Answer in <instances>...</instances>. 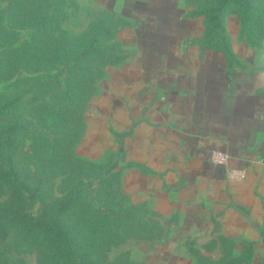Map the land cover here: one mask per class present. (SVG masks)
<instances>
[{"label":"rangeland","instance_id":"obj_1","mask_svg":"<svg viewBox=\"0 0 264 264\" xmlns=\"http://www.w3.org/2000/svg\"><path fill=\"white\" fill-rule=\"evenodd\" d=\"M217 1L0 0V41L8 42L0 46V99L16 100L0 115V127L18 125L11 145L0 144V203L21 191L14 207L36 213L41 204L27 198L30 189L53 197L77 190L84 201L59 218L75 233L74 261L84 252L94 259L86 264L264 258L263 228L239 219L230 195L221 196L227 198L221 209L201 210L199 203L176 210L170 177L162 176L159 192L147 164V151L157 148L156 125L169 120L171 104L180 109L170 87L181 74H226L242 90L264 84V0L248 9L228 2L220 11ZM16 14L24 20L9 23ZM31 40L39 47L29 59L9 54ZM83 47L89 48L82 56ZM189 82L196 86L194 78ZM257 95L253 109L264 107V87ZM262 121L243 120L236 135L252 134L257 149L264 148ZM229 201L236 215L226 210ZM87 203L100 212L90 221L77 208ZM22 234L0 235V264H51L54 243L49 248L48 240Z\"/></svg>","mask_w":264,"mask_h":264},{"label":"crops","instance_id":"obj_2","mask_svg":"<svg viewBox=\"0 0 264 264\" xmlns=\"http://www.w3.org/2000/svg\"><path fill=\"white\" fill-rule=\"evenodd\" d=\"M190 78L195 79L196 86L190 85ZM177 82L170 87V94L181 97L180 109L170 105L169 120L156 125L159 127L155 136L157 148L148 150L146 154L147 164L152 171L150 178L152 182L160 183L156 190L160 192L162 176L168 175L171 204L176 206V210L186 212L197 208L195 204L199 203L201 210L213 207L221 209L220 206L227 199L221 196L230 195L235 210L239 209L238 218L264 230L261 206L264 203V148L261 146L257 149L258 143L253 140L252 134L249 137L236 135L245 119L255 123L261 118L264 127V107H249L252 100L256 101L258 91L263 89L264 84L250 83L247 84L249 88L242 90L237 89L232 77L226 74L205 77L188 73L181 74ZM244 100L248 104L244 105ZM213 149L228 154L226 166L210 162L209 154ZM257 151L261 157L255 154ZM165 161H170L169 171L166 165L162 168ZM180 162L186 165L179 166ZM226 169L239 170L241 176L226 177ZM231 201L226 205V210L232 209ZM234 208L232 210L236 215ZM219 219L220 216H217L216 221ZM254 233L256 235L257 231Z\"/></svg>","mask_w":264,"mask_h":264},{"label":"trees","instance_id":"obj_3","mask_svg":"<svg viewBox=\"0 0 264 264\" xmlns=\"http://www.w3.org/2000/svg\"><path fill=\"white\" fill-rule=\"evenodd\" d=\"M254 1L255 0H218V10L220 11L228 2L238 5L242 9H248L250 4H252ZM24 16L18 17V14H16L15 17L11 18L9 23L16 24L18 22V19L24 20ZM36 33L37 32H32L33 35ZM7 43L8 42L6 41H0V46ZM37 47H39L38 43L33 42V40H31L30 42L22 43L20 46L12 47L9 50V54H11L12 56V52L20 51L23 52V54L21 53V57H26V59H29V50L36 49ZM87 48H81L80 52H82V56L85 51H88L86 50ZM8 65L4 66V68H8ZM44 65H42V67ZM15 103L16 100L12 97H6L2 100L0 99V115L4 113L6 109L13 106ZM17 126L14 122L8 121L5 127H0V144L7 143L8 145H11L10 141L11 139H13V135L16 134ZM12 174L13 173L11 172L10 175ZM39 183L40 181H38L36 185H38ZM36 191L37 188L30 189L25 194L27 198L31 200L34 197L39 198L41 207L40 210L36 213L28 212L26 211V209H22V207L20 206L17 207V209L14 207L17 206L16 202L18 203V201L20 202L21 200V196L23 194L21 193V191L18 192V199H16L15 201L6 200L5 202L0 203V235L5 236L8 232V229H13L14 231L23 233L22 235L24 238H27L28 236H40L43 241L48 240L49 242L47 244L49 245V248L54 243L55 251L50 258L51 264H86L87 259H91L92 261H94L93 257L91 258V256H89L90 253L86 252H84V254L79 257V259H77L76 261H74V259L70 257L72 256L70 255L72 253V249H74L72 242L73 239L76 240V236L74 232L69 231L68 227L62 226L59 223V218L63 216L64 213H66L68 209H70V207L73 210L74 204L76 205L84 201L82 197L79 196L78 191L75 190L72 194L65 193L63 197H53V195L51 194L46 196L37 193ZM77 208L79 212H83L82 217H85V220L87 221H90L96 215L94 213H97L91 212L88 203L83 204L82 206L79 205ZM77 208L75 207V209ZM75 211L76 213H78L77 210ZM99 213L100 212H98L97 214ZM101 219H104L103 221L106 222L107 218L102 217ZM19 229H22V231ZM106 238L108 237L106 236ZM82 247L83 249L85 247L87 248L86 244L82 245ZM263 260L264 258L260 260L259 263L255 264H261ZM95 264H106L105 259H98Z\"/></svg>","mask_w":264,"mask_h":264},{"label":"built area","instance_id":"obj_4","mask_svg":"<svg viewBox=\"0 0 264 264\" xmlns=\"http://www.w3.org/2000/svg\"><path fill=\"white\" fill-rule=\"evenodd\" d=\"M209 160L215 165L224 167L227 164L228 156L220 150H212L209 155ZM226 172L230 178H238L241 176V172L239 170L226 169Z\"/></svg>","mask_w":264,"mask_h":264}]
</instances>
